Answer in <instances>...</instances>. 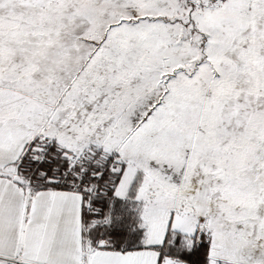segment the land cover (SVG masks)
Here are the masks:
<instances>
[{
  "label": "snow or ice",
  "instance_id": "obj_1",
  "mask_svg": "<svg viewBox=\"0 0 264 264\" xmlns=\"http://www.w3.org/2000/svg\"><path fill=\"white\" fill-rule=\"evenodd\" d=\"M0 264H264V0H0Z\"/></svg>",
  "mask_w": 264,
  "mask_h": 264
}]
</instances>
